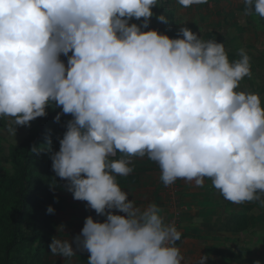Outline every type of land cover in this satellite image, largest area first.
Returning a JSON list of instances; mask_svg holds the SVG:
<instances>
[{"label":"clouds","instance_id":"obj_1","mask_svg":"<svg viewBox=\"0 0 264 264\" xmlns=\"http://www.w3.org/2000/svg\"><path fill=\"white\" fill-rule=\"evenodd\" d=\"M207 2L178 0L184 8ZM244 2L264 18V0ZM153 6L158 0H0V117L11 119L15 136L48 107L62 108L56 122L72 116L50 158L73 199L106 217H86L74 238L76 250L90 253L87 264H188L176 226L118 185L116 176L133 169L110 159L117 152L157 162L165 186L183 179L203 187L209 178L226 200L264 207V106L259 94L237 91L252 75L249 55L241 49L230 62L224 43L187 27L182 38L143 31ZM45 147L50 137L31 151ZM48 247L76 255L68 240L53 237ZM208 259L200 254L196 264Z\"/></svg>","mask_w":264,"mask_h":264},{"label":"crops","instance_id":"obj_2","mask_svg":"<svg viewBox=\"0 0 264 264\" xmlns=\"http://www.w3.org/2000/svg\"><path fill=\"white\" fill-rule=\"evenodd\" d=\"M208 2L210 5H192L184 8L178 3V0H158V6L152 8L154 16L150 18L148 27L142 28V30H157L170 38H182L179 29L182 26L191 28L189 24L193 23L194 33L201 36L205 41L216 39L217 42L224 43L229 61H236L238 49L243 48L244 44L249 45V47L253 44L250 42V29L240 30L234 22L236 16H231L230 12L228 15L233 22L231 21L230 27L226 29V33L229 35L226 38L220 36L217 39L215 36L220 29L219 24L224 21L226 15L221 12V8L215 9L214 1L208 0ZM198 6L201 8L198 9ZM207 7L209 9H206ZM160 14L166 15L167 23L159 22L156 19V16ZM143 19L136 20L133 18L129 23L141 25ZM173 21L175 26L172 25ZM260 32L263 30L261 29ZM243 38L245 42L242 41ZM70 55L71 52L68 56ZM60 59L67 67L68 57L61 54ZM251 82L252 79H247V76L244 77L237 91L253 93ZM261 104L264 106V96H262ZM57 108L62 112V108ZM66 115H68V121L72 119L70 114ZM59 139H57L58 146L55 151H59ZM122 158L130 161L129 166L133 171L127 176L117 175L116 180L121 189L128 193L129 200L132 199L135 205L141 209L154 203L161 210L165 222H168L175 215V211L180 212L179 231L182 233V237L177 246L188 264H196L200 254L209 256L206 264H237L234 263L238 239L234 216L238 204L226 200L219 190L213 187L211 179L205 178L203 187L195 186L194 181L177 179L175 181L177 186L176 184L175 186L178 192L177 197H175L172 194L174 185H164L160 179L161 169L156 162L149 160L147 156L127 157L120 152H117L110 159L119 160ZM0 169H2L1 165ZM66 184L67 181L56 176L52 170L51 190L53 193L62 196L64 201L61 208L53 213L52 220L46 230L47 241H45L46 244L37 264H87L90 253L86 250H76V244L73 243L74 238L81 233L86 217L92 216L94 220L100 222L106 219L104 216H98L86 201L73 199L72 193L66 189ZM112 211L115 214L126 216L125 213H120L118 210L113 209ZM233 214L234 216H232ZM53 237L72 243L76 255L64 258L51 254L48 245L52 242ZM231 253H234V257Z\"/></svg>","mask_w":264,"mask_h":264},{"label":"rangeland","instance_id":"obj_3","mask_svg":"<svg viewBox=\"0 0 264 264\" xmlns=\"http://www.w3.org/2000/svg\"><path fill=\"white\" fill-rule=\"evenodd\" d=\"M212 1H214L213 5L216 7L215 9L221 8V12L225 13L226 15L224 21L220 22L219 24L220 29H218L217 36H215L217 39H219L220 36L226 38L229 35V33H226V29L230 27V22H233V20L228 15L230 12L231 16H236L234 22H236V25L240 30L247 28L250 29V42L253 43L252 46L249 47V45L244 44L243 48L238 49L236 56L237 60H239V53L241 49H244L249 55L252 75L251 77H247V79H252L251 83L253 93L259 94L260 98L262 99V96H264V18L256 15L254 11L249 10L244 0ZM206 4L210 5L209 2ZM200 8L201 7L198 6V9ZM206 9H209V7H207ZM172 25L175 26L174 21L172 22ZM189 25L191 27L189 29L194 32V28L192 27L193 23ZM261 29L263 30V32H260ZM242 41L245 42L244 38L242 39ZM46 111L47 114L52 115V121L48 128V132L51 134V138H53V141L55 142L51 146V151L49 150V152H47L45 156L40 158V164L43 161L44 157L45 160L51 159L50 157L52 153L55 152L56 147L58 146L57 139H59V137H63V132L68 121V115L66 114H61L59 122H56L54 120L58 113H62L57 107L55 109L54 106L48 107ZM9 127H14L11 119L9 117H0V148H3V150L0 151V165L2 167V169H0V172H7L8 175L15 176V167L17 163L13 161V159H11L12 146H19L23 144L25 140L30 136H36L40 128L36 119L30 122V126L18 125L16 127L15 136L9 133ZM8 195L9 194H5L4 196L0 197V204H2V206L0 207V212H3L5 207L9 205V203H6ZM235 214V216L234 214L232 216H234L236 219V233L238 236L236 242V250L238 253L236 252L235 254L236 257L234 259V263L256 264V262L259 261V264H264V207H261L260 204L256 201L245 202L243 204H238V208ZM4 243V233H0V259H3L6 255ZM28 245L29 244L27 242L22 243V253H15L17 255L20 254L21 257H23L24 253L27 252V250H25L24 248H28ZM231 254L234 257V253Z\"/></svg>","mask_w":264,"mask_h":264},{"label":"trees","instance_id":"obj_4","mask_svg":"<svg viewBox=\"0 0 264 264\" xmlns=\"http://www.w3.org/2000/svg\"><path fill=\"white\" fill-rule=\"evenodd\" d=\"M36 120L40 128L36 136H30L19 146H12L11 159L17 163L15 176L7 172L0 174V197L9 194L6 199L9 205L0 212V233H4L6 254L0 259V264H37L47 241L46 230L53 217V213H48L47 209L51 205L54 211L59 210L64 201L62 196L51 190L52 160H45L44 157L39 163L49 150L45 147L38 152L31 151L33 146L37 149L46 146L49 137L51 146L54 144L48 132L52 115L47 114ZM66 130L65 127L64 132ZM26 242L29 244L28 248H24L27 252L21 257L15 252L22 253L21 245Z\"/></svg>","mask_w":264,"mask_h":264},{"label":"built area","instance_id":"obj_5","mask_svg":"<svg viewBox=\"0 0 264 264\" xmlns=\"http://www.w3.org/2000/svg\"><path fill=\"white\" fill-rule=\"evenodd\" d=\"M157 163V162H156ZM158 164V163H157ZM175 184H176V186H177V183H173V185H174V187H173V190H172V194L175 196V197H177V192H178V189H177V187L175 186ZM175 215L173 216V217H171L169 220H168V222H166V223H170V224H174L175 226H176V228H177V230L179 231L180 229H179V215H180V212H178V211H175V213H174Z\"/></svg>","mask_w":264,"mask_h":264}]
</instances>
